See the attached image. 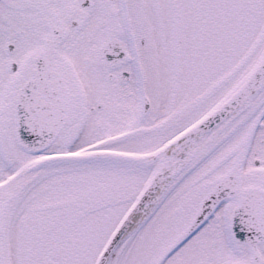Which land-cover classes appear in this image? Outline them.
<instances>
[{
	"label": "snow or ice",
	"instance_id": "snow-or-ice-1",
	"mask_svg": "<svg viewBox=\"0 0 264 264\" xmlns=\"http://www.w3.org/2000/svg\"><path fill=\"white\" fill-rule=\"evenodd\" d=\"M0 264H264V0H0Z\"/></svg>",
	"mask_w": 264,
	"mask_h": 264
}]
</instances>
